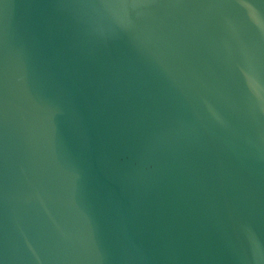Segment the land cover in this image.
<instances>
[{
  "label": "water",
  "instance_id": "water-1",
  "mask_svg": "<svg viewBox=\"0 0 264 264\" xmlns=\"http://www.w3.org/2000/svg\"><path fill=\"white\" fill-rule=\"evenodd\" d=\"M0 264H264V0H0Z\"/></svg>",
  "mask_w": 264,
  "mask_h": 264
}]
</instances>
